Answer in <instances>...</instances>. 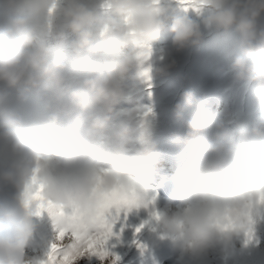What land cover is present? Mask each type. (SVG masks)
Listing matches in <instances>:
<instances>
[{"label":"clouds","instance_id":"obj_1","mask_svg":"<svg viewBox=\"0 0 264 264\" xmlns=\"http://www.w3.org/2000/svg\"><path fill=\"white\" fill-rule=\"evenodd\" d=\"M187 7L208 14L200 22L173 16V48L197 45L201 24L234 29L240 49L232 63L235 78L254 83V97L264 103V0H194ZM101 9L103 14L82 0H0V264H29L26 246L41 203L57 209L46 214L57 233L65 234L94 231L105 207L152 204L151 231L170 239L189 261L217 247L228 250L237 238L253 235L264 216V117L241 133V143L248 145L242 150L199 101L185 121L184 136L176 137L178 144L193 145L186 166L174 175L179 202L172 206L170 198L163 208L155 207L154 169L142 166L158 160L152 128L143 119L132 123L143 117L144 106L127 109L128 119L110 121L129 98V74L144 79L152 70V46L168 10L162 0H103ZM68 33L75 37L71 47L80 60L74 68L83 80L65 99V65L51 58L49 41ZM101 52L103 64H97L94 57ZM174 66L172 59L156 71ZM41 86L56 100L55 110L51 104L39 106ZM184 95L191 106L192 93ZM175 107L182 118L183 105ZM68 109L86 116L82 121L77 116L74 128L58 134L59 113ZM208 129L211 139H196Z\"/></svg>","mask_w":264,"mask_h":264},{"label":"rangeland","instance_id":"obj_2","mask_svg":"<svg viewBox=\"0 0 264 264\" xmlns=\"http://www.w3.org/2000/svg\"><path fill=\"white\" fill-rule=\"evenodd\" d=\"M82 2L103 14L101 9L103 0ZM162 2L167 7L169 19L161 31L159 40L152 46L153 53L148 62L152 70L144 79L138 78L135 72L129 74L126 81L129 98L117 106L110 121L111 124H115L128 119L127 109L137 104L144 106L146 111L143 117L134 118L132 123L136 125L143 119L152 128V139L156 144L158 160L154 164L145 160L142 166L154 169L151 174L150 197L156 198L154 203L157 209L167 205L170 198L172 206L179 202L173 196L176 188L174 175L178 168L186 166L193 145L178 144L176 137L184 136L185 121L195 115L196 101L202 103L203 109L214 120L223 123L230 137L237 143H241V133L244 130L250 131L253 122L264 117V103H258L254 97L255 84L247 79L235 78L232 63L235 56L240 53L239 37L235 30L217 31L205 28L201 24L203 32L201 41L195 46L177 52L173 48L170 32L172 17L187 15L200 22L208 11L198 13L187 5L181 7L180 0ZM74 38L68 33L63 39L55 37L49 41L51 58L65 65V80L62 85L65 99L83 80V75L74 68L80 60V56L71 47ZM103 59V52L94 57L97 64H103ZM172 59L175 60L174 67L165 73L156 71V68ZM186 92L192 93L191 106L185 101ZM40 97L41 108L51 104L52 109H56V100L43 86L40 89ZM177 103L183 105L180 119L175 114ZM77 116L82 121L86 113H80L78 109L60 112L58 134H66L74 128ZM205 138H212V129L201 133L196 139ZM247 147V143H241L242 150H246ZM152 210V204H149L147 209L143 207L110 209L109 222L113 231L107 242L110 256L101 261L96 255L85 254L74 264H112L116 256L119 259L115 260V264H264V216L254 225L251 239L241 236L226 251L217 247L200 260L189 261L173 248L170 239L161 240L151 231ZM131 211L137 212L138 216H129ZM34 223L36 228L26 246V253L30 258L29 264H45L47 253L52 244L56 243L58 233L46 213L34 218ZM137 228H140L139 232L136 231Z\"/></svg>","mask_w":264,"mask_h":264},{"label":"snow or ice","instance_id":"obj_3","mask_svg":"<svg viewBox=\"0 0 264 264\" xmlns=\"http://www.w3.org/2000/svg\"><path fill=\"white\" fill-rule=\"evenodd\" d=\"M194 0H180V3L188 5ZM40 185L36 184L33 187L34 195L39 198ZM57 211L52 205L41 203L37 210V215L51 214ZM110 209L105 207L102 210L100 222L97 228L92 232L84 231L82 228H77L73 233L65 234L58 233L56 243L52 244L50 251L47 253L45 264H74V262L85 254L96 255L104 261L110 256L107 248V242L113 235L112 224L109 222ZM137 232L140 228L136 229ZM248 238H252V233H249ZM65 241H69L65 243ZM119 257L116 256L115 260ZM113 260L112 264H115Z\"/></svg>","mask_w":264,"mask_h":264},{"label":"bare ground","instance_id":"obj_4","mask_svg":"<svg viewBox=\"0 0 264 264\" xmlns=\"http://www.w3.org/2000/svg\"><path fill=\"white\" fill-rule=\"evenodd\" d=\"M153 208V207H152ZM150 210V209H149ZM147 211V210H146ZM122 212V211H121ZM127 213V212H126ZM129 216H138V213L135 212V211H131L130 215ZM128 216V217H129Z\"/></svg>","mask_w":264,"mask_h":264}]
</instances>
